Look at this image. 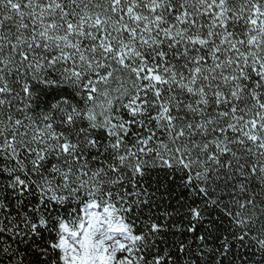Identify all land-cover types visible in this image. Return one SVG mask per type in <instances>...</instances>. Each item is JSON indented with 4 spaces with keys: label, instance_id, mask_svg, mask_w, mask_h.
I'll use <instances>...</instances> for the list:
<instances>
[{
    "label": "snow or ice",
    "instance_id": "1",
    "mask_svg": "<svg viewBox=\"0 0 264 264\" xmlns=\"http://www.w3.org/2000/svg\"><path fill=\"white\" fill-rule=\"evenodd\" d=\"M0 264H264V0H0Z\"/></svg>",
    "mask_w": 264,
    "mask_h": 264
}]
</instances>
